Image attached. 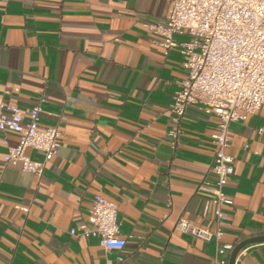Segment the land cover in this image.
<instances>
[{
    "label": "crops",
    "instance_id": "obj_1",
    "mask_svg": "<svg viewBox=\"0 0 264 264\" xmlns=\"http://www.w3.org/2000/svg\"><path fill=\"white\" fill-rule=\"evenodd\" d=\"M168 7L167 0H0V103L25 116L44 97L40 125L61 129L41 177L4 163L2 141L15 144L18 135L0 131V264L212 263L214 241L176 223L214 227L206 204L217 117L191 105L175 147L168 144L182 57L177 49L165 55L145 27L162 22ZM229 141L223 240L236 245L264 235V110L231 122ZM95 193L117 205L120 251L69 234L87 219ZM243 249L247 264H264V241Z\"/></svg>",
    "mask_w": 264,
    "mask_h": 264
},
{
    "label": "built area",
    "instance_id": "obj_2",
    "mask_svg": "<svg viewBox=\"0 0 264 264\" xmlns=\"http://www.w3.org/2000/svg\"><path fill=\"white\" fill-rule=\"evenodd\" d=\"M162 22L146 23L148 32L166 55L177 49L182 57L184 77L169 105L174 123L167 131V142L174 148L181 129L180 120L191 105L199 104L206 113L214 112L217 125L212 133L214 155L210 172L214 185L210 189L214 227L195 225L186 219L176 223L178 230L203 241L213 240L215 254L211 264H227L235 246L223 240L229 222L227 209L232 198L225 186L234 172L229 147V125L248 115L264 110V0H167ZM45 102L40 97L22 115L18 105L0 103V131H12L18 141L6 139L4 163H19L23 171L41 177L47 161L57 155L61 129L58 125L42 127L41 111ZM262 132V128L258 129ZM40 151L41 160L27 155V149ZM27 211V207H23ZM71 236H91L106 250L120 251L126 239L119 235L117 205L100 193L92 196L87 219L69 229ZM241 248L234 264H247Z\"/></svg>",
    "mask_w": 264,
    "mask_h": 264
},
{
    "label": "water",
    "instance_id": "obj_3",
    "mask_svg": "<svg viewBox=\"0 0 264 264\" xmlns=\"http://www.w3.org/2000/svg\"><path fill=\"white\" fill-rule=\"evenodd\" d=\"M260 241H264V235L262 236H257V237H252V238H248L245 239L239 243H237L233 249L231 250L229 257H228V263L227 264H234L235 258L237 253L239 252V250L241 248H243L245 245L250 244V243H256V242H260Z\"/></svg>",
    "mask_w": 264,
    "mask_h": 264
}]
</instances>
